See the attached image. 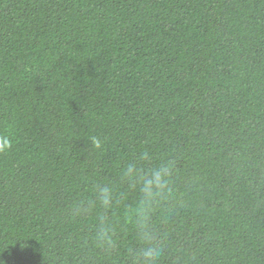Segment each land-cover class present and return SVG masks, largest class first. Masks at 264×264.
<instances>
[{"label": "trees", "instance_id": "1", "mask_svg": "<svg viewBox=\"0 0 264 264\" xmlns=\"http://www.w3.org/2000/svg\"><path fill=\"white\" fill-rule=\"evenodd\" d=\"M4 141L0 264H264V0H0Z\"/></svg>", "mask_w": 264, "mask_h": 264}, {"label": "clouds", "instance_id": "2", "mask_svg": "<svg viewBox=\"0 0 264 264\" xmlns=\"http://www.w3.org/2000/svg\"><path fill=\"white\" fill-rule=\"evenodd\" d=\"M6 146H8V145H7V141H4L3 143H0V147H6ZM161 171H162V172H163V171H166V169H162ZM160 177H161V172H157V173H156V180H155V183H156L159 187H163L164 185H163V182L161 181V178H160ZM149 183H151V181H150ZM107 202H108L107 199H105V200H104V203L107 204ZM145 256H146V257H151V256H152V252H151V250H149L148 252H146V253H145Z\"/></svg>", "mask_w": 264, "mask_h": 264}]
</instances>
